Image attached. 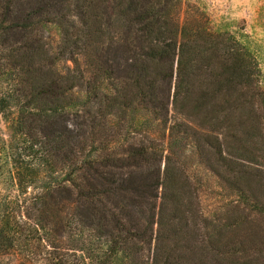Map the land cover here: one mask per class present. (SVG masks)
<instances>
[{"label": "trees", "instance_id": "trees-1", "mask_svg": "<svg viewBox=\"0 0 264 264\" xmlns=\"http://www.w3.org/2000/svg\"><path fill=\"white\" fill-rule=\"evenodd\" d=\"M182 10L0 0V264H264L260 61Z\"/></svg>", "mask_w": 264, "mask_h": 264}, {"label": "rangeland", "instance_id": "rangeland-1", "mask_svg": "<svg viewBox=\"0 0 264 264\" xmlns=\"http://www.w3.org/2000/svg\"><path fill=\"white\" fill-rule=\"evenodd\" d=\"M187 9L214 32L229 30L249 36L261 67V85L264 89V0H183L180 14L184 19ZM49 38L58 39L55 29L47 31ZM6 124L0 115V132L5 133ZM4 190L0 187V192ZM206 210H214L220 200L211 196L205 200Z\"/></svg>", "mask_w": 264, "mask_h": 264}]
</instances>
